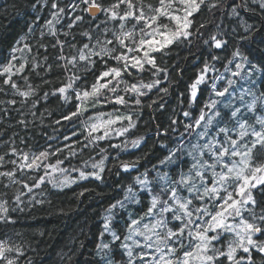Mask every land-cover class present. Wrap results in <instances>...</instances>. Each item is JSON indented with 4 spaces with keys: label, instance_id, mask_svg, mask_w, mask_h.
<instances>
[{
    "label": "snow or ice",
    "instance_id": "snow-or-ice-1",
    "mask_svg": "<svg viewBox=\"0 0 264 264\" xmlns=\"http://www.w3.org/2000/svg\"><path fill=\"white\" fill-rule=\"evenodd\" d=\"M26 11L0 55V264H36L45 243L17 230L20 214L71 218L85 200L107 203L82 264H264V0H27ZM189 57L201 67L176 93L180 110L152 131ZM54 102L64 131L42 144L9 134L42 126ZM146 109L151 135L139 134ZM87 225L58 259L45 250L47 264H78Z\"/></svg>",
    "mask_w": 264,
    "mask_h": 264
},
{
    "label": "trees",
    "instance_id": "trees-1",
    "mask_svg": "<svg viewBox=\"0 0 264 264\" xmlns=\"http://www.w3.org/2000/svg\"><path fill=\"white\" fill-rule=\"evenodd\" d=\"M237 2H239V0H237ZM13 3L18 5V7L13 8ZM5 9H7V11H5ZM26 9L27 0H0V55L8 54V52L10 51L9 45L16 46L15 41L19 38V35H22V33L20 32L21 26L23 25L25 19H31L32 14L29 11H26ZM208 22L211 31L215 33L216 29L212 28L211 25L213 23L219 24V18H213L209 16ZM223 26L225 30H227L229 27V21L225 20ZM231 27H235V25L233 24L231 25ZM225 39H227V37H225ZM201 45L202 41L198 42L196 48H193V52H195L197 56H199L201 51L203 50ZM16 55L19 56L20 53H17ZM182 55H187V53H182ZM205 59H207L206 55ZM209 63L214 62L209 60ZM180 67L184 69L183 80L180 81L179 88L173 91L171 99L168 100L167 111L152 113L151 124L149 125V128H151L152 131H154L155 124L160 122H167V118L173 109L179 112L180 109L177 107L178 101L176 98V93L177 91L183 90L185 83L188 81V78L194 75V73L199 70L201 64L198 59L193 60L191 57H189V61L187 63L181 64ZM216 67L220 72H223V68H221L220 65L217 64ZM176 74L179 75V69H177ZM65 75H67V73ZM44 90L48 91L49 89L45 88ZM49 108L51 112L54 113V115L51 118H48L46 116L42 126L36 127L34 129L30 128L27 131L23 129L12 128L9 131V134H11L12 131H18L21 136L26 135L28 137L29 143H33L34 139L35 141H38L42 144V133L46 132L48 135H57V132H55L54 129H59V131L61 132L64 131L63 128H60L58 125H55L53 123V120L58 117L59 112L61 111L60 105L54 102L49 105ZM41 111H44V109L42 108ZM149 119V110L146 109L143 115V119L140 121L139 134L147 133L151 135V131H149L148 128H145V122H148ZM37 123L39 124V121H37ZM131 138L135 137H129V139ZM114 142L118 143L119 139L115 140ZM129 151L135 150L130 148ZM122 158L128 159L129 157L126 153H124L122 154ZM108 179L111 183L120 180V177L112 175ZM122 182H127V180L125 179V181ZM104 190L110 196L117 194L111 189ZM106 203V200H92L91 202L89 200H85L84 204L81 205V214L73 215L71 218H58L39 210L34 212L35 218H33V216L27 215L26 213L20 214V219L16 227L18 231L27 233L29 237L35 234L37 236V239H42L43 241H45V243L40 244V253L39 257L36 258V264H40L41 261H44L45 264H47L48 257L45 255V250H47L48 252H53L54 258L58 259V257H55V252L66 250L63 248L65 244H67L69 247L72 245L71 236L73 230L77 229L78 224L83 223L84 220L87 219L88 225L86 231L89 235V239L86 241L87 248L83 250L84 255L78 257V264H82L84 260L92 259V256L89 254L88 250L91 249L92 243L95 240V236H93V234L97 233L100 227L98 214L102 213L103 207L106 205ZM37 208H39V206H37ZM39 232H45L47 233V235H45L44 237H39ZM78 234L79 233L77 232V235ZM49 245H51L52 247H48Z\"/></svg>",
    "mask_w": 264,
    "mask_h": 264
}]
</instances>
